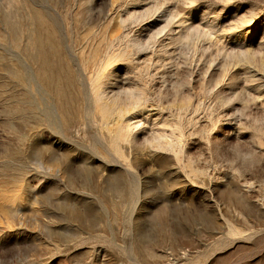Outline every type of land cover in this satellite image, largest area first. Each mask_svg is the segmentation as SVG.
Wrapping results in <instances>:
<instances>
[{
  "label": "rangeland",
  "instance_id": "obj_1",
  "mask_svg": "<svg viewBox=\"0 0 264 264\" xmlns=\"http://www.w3.org/2000/svg\"><path fill=\"white\" fill-rule=\"evenodd\" d=\"M0 264H264V0H0Z\"/></svg>",
  "mask_w": 264,
  "mask_h": 264
}]
</instances>
